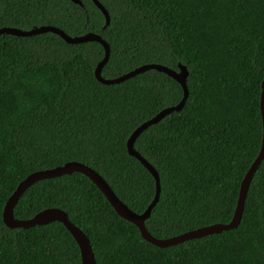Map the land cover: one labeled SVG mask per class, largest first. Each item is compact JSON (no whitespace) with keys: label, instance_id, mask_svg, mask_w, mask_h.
Segmentation results:
<instances>
[{"label":"trees","instance_id":"1","mask_svg":"<svg viewBox=\"0 0 264 264\" xmlns=\"http://www.w3.org/2000/svg\"><path fill=\"white\" fill-rule=\"evenodd\" d=\"M0 0V25L51 24L98 33L109 46L100 74L144 62L187 69V94L142 129L133 147L157 171L158 196L144 219L156 237L230 218L240 179L261 139L264 0ZM102 46L50 31L0 33V264H80L59 221L7 227L1 209L28 172L78 160L97 171L131 210L154 193L148 170L126 151L130 131L182 90L146 69L118 82L93 75ZM57 206L88 237L95 264H264V157L252 173L235 227L166 246L143 239L78 171L41 178L13 204L16 218Z\"/></svg>","mask_w":264,"mask_h":264},{"label":"water","instance_id":"2","mask_svg":"<svg viewBox=\"0 0 264 264\" xmlns=\"http://www.w3.org/2000/svg\"><path fill=\"white\" fill-rule=\"evenodd\" d=\"M77 4H81L80 0H72ZM96 7L100 10L101 14L104 18L103 26L108 23L109 15L105 7L101 4L99 0H91ZM50 31L55 34H58L65 42L75 43V42H83L89 40H95L102 46V56L95 63L93 68L94 77L101 83H112L121 81L127 77L135 75L139 72H142L146 69L153 68L157 71H162L172 77L181 87L182 94L179 100L175 104H170L161 107L157 110L153 115L141 121L138 125H136L129 133L125 140L126 151L129 155L134 156L152 175L154 179V193L151 197L150 201L147 203L145 208L140 212H135L127 207L112 191L107 182L102 178V176L95 171L90 166L80 162L78 160H66L61 164H57L47 168L36 169L28 172L23 178H21L13 188V190L6 197L2 209H1V219L2 222L7 227H22L27 228L32 225L44 224L50 221H59L66 228V230L70 233V235L75 240L78 251H79V260L80 264H95L93 252L91 250V246L86 234L75 224H73L67 217L66 212L57 207V206H48L41 208L36 211L30 217L27 218H16L12 214V207L18 196L22 193V191L30 185L32 182L41 179L48 178L53 176H58L63 173H70L71 171H78L84 174L91 182H93L99 191L103 194L105 199L111 205L112 209L118 214L120 217L134 224L140 236L146 241L156 245V246H166L169 244H174L185 239L199 237L205 234H210L214 232H219L221 230L229 229L235 227L239 222L241 211L243 208V202L245 193L247 190V186L249 184L250 178L252 176L253 171L255 170L258 163L264 157V76L260 80V92H259V113H260V121H261V139L260 146L257 154L254 156L253 160L250 162L249 166L243 173L238 190L237 196L234 204V208L232 214L228 221L226 222H211L208 224H204L201 226H197L194 228H190L184 230L182 232L165 236V237H156L152 235L144 225V219L149 215L150 209L157 200L158 196V175L155 168L141 155L137 150L133 147V141L138 133L147 127L149 124L158 121L165 114L171 112L172 110H178L184 103L187 88L185 84V77L187 75V69L184 64L177 63L176 68H172L166 66L164 64H160L157 62H144L134 66L133 68L122 72L113 77H105L100 74V70L102 65L105 63L109 46L108 43L96 32L86 31L81 34H67L61 28L51 25V24H39L35 26H30L28 28H20L11 25H0V33H8L14 35H32L40 32Z\"/></svg>","mask_w":264,"mask_h":264}]
</instances>
